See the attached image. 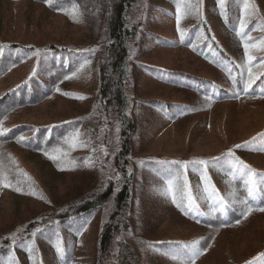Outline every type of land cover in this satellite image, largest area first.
<instances>
[{"label":"rangeland","instance_id":"obj_1","mask_svg":"<svg viewBox=\"0 0 264 264\" xmlns=\"http://www.w3.org/2000/svg\"><path fill=\"white\" fill-rule=\"evenodd\" d=\"M143 4L150 7L149 16L145 18L147 28L142 31L140 44L134 48L137 51L135 59L207 75L208 63L199 60L190 48L179 46L188 36L190 27L200 22L196 40L191 44H198L201 38L212 35L216 42L215 51L225 49L236 60L246 61L244 68L251 75L258 74L261 65H253L249 56L254 58L257 54H262L263 48L259 52L261 44L253 43V40L246 41L251 47L246 50L245 43L240 45L236 40L233 41L235 37L227 32L222 19L217 18L215 12H211L209 17L202 14L190 17L176 8L172 11L173 15H170V11L164 13L166 6L158 0H144ZM209 7L210 11L214 9L212 3ZM255 16L263 20L256 27L258 31L252 32L253 35L260 32L264 22V0H248L246 13L241 18L237 17V20L246 23ZM204 24L207 29L203 28ZM147 30L153 31L151 34L167 35L173 43L160 46L153 41ZM0 39L26 46L33 45L36 48L57 44L81 51H89L88 45L91 41L86 25L79 18L68 17L65 13L53 10L49 1L36 3L29 0H0ZM85 56H88V53ZM135 59L131 65H134ZM36 61L37 56H34L0 79V93L32 74ZM95 63L84 60L77 73L68 77L64 84H59L49 99L30 108L25 117L46 124L72 114L88 112L90 101L92 102L91 94L95 92L97 84ZM160 79L153 78L143 71L138 74L135 87L129 89L130 112L132 115H140L137 141L133 149L134 157L139 163L142 162L141 158L162 162L172 157L182 161L180 162L184 165L183 172L176 184L185 189V197L181 196L184 210L178 212L172 207L170 197H173V194L165 191L168 181L157 176L150 177L143 186L142 183L139 184L143 190L138 188L140 193L135 197L132 207L136 209L138 205L142 213H134L133 225L127 232L120 233L117 241L121 237L129 240L139 264L264 263V210L244 212V217L232 228H221L217 231L207 247L203 242L209 232L208 228L199 225L186 212L188 209H208L211 198L216 199L219 194L224 197L233 194L229 188L230 186L235 189V185L229 184L232 180L230 169L222 162L225 159L230 163L232 154L222 159L224 152L239 154L238 156L244 158L235 162L237 170L233 167V171L244 178V173L247 172L244 165L254 169L255 175L264 168V155L250 151L240 153V149L233 152L231 149L239 141L252 135L254 142L261 146L264 98L239 97L238 102L232 100L198 104L195 112L187 109L175 119H167L156 108L144 102L143 98L157 96L172 100L184 99L187 96L183 92L177 93L174 87ZM88 116L96 122L94 115ZM12 121L9 120L7 125ZM102 123L105 127L107 121L104 119ZM107 125L112 126L114 143L118 145L117 135L121 122L117 120ZM100 129L102 130V126ZM260 130L261 134L258 136ZM81 134L83 140H86V133ZM38 159L20 152L17 160L34 171L40 186L34 187L42 192L34 191L33 186L25 190L6 186L9 184L0 186V264H96L98 234L102 228L104 211L99 210L95 214L78 218L74 224L79 226L74 230L62 226L58 221L51 223L48 226L50 228L44 229L47 221L42 222L39 215L46 209L51 211L47 204L55 206L53 203L61 204L70 198L80 173H50L45 168L44 161L39 159L40 162ZM200 161L206 163L201 164ZM187 165L192 166L190 171ZM211 180L217 185L211 186ZM187 191L196 198L198 207H191L188 200H183ZM204 195L209 198L204 199ZM39 219L35 224H30ZM117 241L114 250L118 247ZM176 242L181 245H172ZM58 244L63 248L62 253L57 250ZM193 250L197 251L196 256H191ZM174 256L176 259L172 258Z\"/></svg>","mask_w":264,"mask_h":264},{"label":"trees","instance_id":"obj_2","mask_svg":"<svg viewBox=\"0 0 264 264\" xmlns=\"http://www.w3.org/2000/svg\"><path fill=\"white\" fill-rule=\"evenodd\" d=\"M29 1L43 3L49 0ZM143 1L51 0L50 6L53 10L65 13L68 17H77L86 25L91 38L89 51L60 47L57 44L36 48L33 45L26 46L0 39V79L21 63L37 56L34 72L0 93V121L3 127L8 129L0 134V171L6 177V180H0V186L9 184L15 189L22 190L33 186L34 191H39L34 187L35 185L40 187L34 171L17 160L20 152L43 160L45 168L50 173L68 171L80 173L70 198L61 204L53 203L55 206L47 204L51 211L46 209L39 217H42L40 218L42 222L47 221L44 229L50 228L48 226L51 223L55 224L58 221L62 226L74 230L79 226L78 223L74 224L78 218L95 214L99 210L104 211L102 228L98 234L96 264H139L129 240L121 237L117 241V238L133 225L134 213L137 215L142 213L138 205L136 209L132 207L135 197L143 190L139 184L142 183L143 186L148 182V178L157 176L166 181L172 180L175 194V199L170 197L172 207L178 212L184 210L181 196L185 197V194L181 195L176 191V188H179L176 183L183 172L182 161L172 157L162 162L141 158L142 162L139 163L134 157L133 149L137 141L140 115L134 113L132 115L130 112L129 89L135 87L139 73L145 71L153 78H161L165 84L174 87L177 93H186L187 98L184 99L168 100L157 96L143 98L144 102L156 108L167 119H175L187 109L195 112L198 104L232 100L238 102L239 97L264 98V22L260 32L252 34L254 30L258 31L256 27L263 18L255 16L246 23L237 20V17L241 18L246 13L248 0H225L223 8L219 0H158V2L166 6L164 13L170 11V15H173L172 11L176 8L190 17L201 14L209 17L211 12H215L217 18L222 19L227 32L235 37L233 41L236 40L240 45L252 40L253 43L259 42L261 44L259 52L263 48V53L258 52L259 54L252 59L253 65H261L255 76L244 68L247 65L246 61L236 60L223 48L215 51L216 42L212 35L201 38L198 44H191L196 40L200 22L194 23L188 36L182 43L179 41L178 43L181 48H190L189 50H192L199 60L208 63L207 75L135 59L137 51L134 48L140 44L142 31L147 28L145 18L149 16L150 9ZM208 3L209 5L212 3L213 10L210 11ZM74 5L78 11L76 15H71ZM203 28L207 29V25L204 24ZM147 33L160 46L173 43L167 35L151 34L153 31L150 30H147ZM250 48L248 46L247 50ZM86 53L88 56H85ZM134 59L135 63L131 65ZM84 60L96 62L97 84L95 92L91 94L92 102L90 101L88 112L72 114L70 117L66 116L46 124L25 117L30 108L49 99L59 84H64L68 77L77 73ZM89 114L94 115L96 122L89 119ZM104 119L108 124L117 120L121 122L117 135L118 145L114 143L112 126L105 123L103 127ZM9 120L13 121L7 125ZM84 132L86 140H83L81 134ZM76 133H79L78 138H75ZM260 134L261 130L257 135ZM262 134L264 138V129ZM20 137H24V140L20 141ZM253 138L254 135L239 141L231 148L232 151L240 149V153L250 151L264 155L263 138L261 146L257 145ZM105 152L107 154H104ZM227 155H231L230 163L224 159ZM238 155L227 151L222 158L224 159L222 162L230 169L232 180L229 184L235 185V189L229 186L233 194L229 197L219 194L216 199L211 198L208 209L186 210L190 218L208 228L209 232L203 242L205 247L212 242L215 233L221 228H232L236 225V222L244 217V212L254 213L264 209V168L255 175L258 185L250 196L244 184L245 178L233 171L236 169L235 162L244 160ZM191 168V165H187L188 171ZM117 176L119 179H116ZM260 177L262 178L259 180ZM210 185L214 186L217 183L211 180ZM220 196L226 201L224 209L213 211L219 208ZM183 200L186 202L187 199ZM40 219L30 224L33 225ZM116 241L118 247L114 250ZM172 245L181 244L176 242Z\"/></svg>","mask_w":264,"mask_h":264},{"label":"snow or ice","instance_id":"obj_3","mask_svg":"<svg viewBox=\"0 0 264 264\" xmlns=\"http://www.w3.org/2000/svg\"><path fill=\"white\" fill-rule=\"evenodd\" d=\"M49 2H51V0H49ZM219 2H220L221 7L223 8V6L225 4V0H219ZM77 11H78V8H77L76 5H74L73 9L70 12V14L71 15H76ZM243 27H244V24L242 23L241 24V28H243ZM181 34L183 35V33H181ZM244 47L247 50L248 44L245 43ZM251 59H253V57L249 56V60H251ZM6 131H8V129H5L3 127L2 121H0V134H3ZM78 136H79V133H76L75 134V138H78ZM19 140L23 141L24 137H20ZM237 147H240V146L237 145ZM105 154H107V153L105 152ZM200 163L201 164H205L206 162L205 161H200ZM244 168L247 169V172L244 173V175L246 176V178L244 180V184H245V187L248 190V195L251 196V195H253V193H254L257 185H258V181L255 178V170L254 169H251L250 166H247V165H244ZM116 179H119V177L117 176ZM0 180H6V177L3 175L2 171H0ZM6 186H10V185H6ZM173 188H174L173 181L169 180L167 182V187H166L165 191L168 192V193H172L173 194V199H175V194H174ZM176 191H179L182 195L185 194V189L183 187L176 188ZM217 195H218V192H217ZM186 198L188 200L189 205L198 207V204L196 203V198L192 196L190 191H187ZM203 198L204 199H208L209 197L207 195H204ZM225 203H226V201L224 200V198L222 196H220L219 197V208L213 209V211H223ZM262 210H264V209H262ZM57 250L60 253L63 252V248L59 244L57 245ZM196 255H197V251L193 250L192 253H191V256H196ZM172 258L176 259L175 256L172 257Z\"/></svg>","mask_w":264,"mask_h":264}]
</instances>
